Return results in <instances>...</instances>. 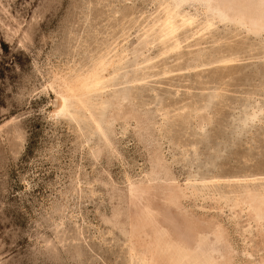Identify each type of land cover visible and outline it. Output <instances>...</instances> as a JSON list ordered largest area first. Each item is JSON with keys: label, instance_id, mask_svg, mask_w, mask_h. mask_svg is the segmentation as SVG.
<instances>
[{"label": "rangeland", "instance_id": "obj_1", "mask_svg": "<svg viewBox=\"0 0 264 264\" xmlns=\"http://www.w3.org/2000/svg\"><path fill=\"white\" fill-rule=\"evenodd\" d=\"M0 74V264H264V0H0Z\"/></svg>", "mask_w": 264, "mask_h": 264}, {"label": "bare ground", "instance_id": "obj_2", "mask_svg": "<svg viewBox=\"0 0 264 264\" xmlns=\"http://www.w3.org/2000/svg\"><path fill=\"white\" fill-rule=\"evenodd\" d=\"M161 34L166 37L173 33L174 27L171 22L166 19L162 28L160 29ZM100 63V62H99ZM100 79L97 76L96 71L86 73L78 77L72 84H69L61 91H55V99L53 101L52 110L56 114L69 112L67 100L71 94H82L84 90L99 89Z\"/></svg>", "mask_w": 264, "mask_h": 264}, {"label": "snow or ice", "instance_id": "obj_3", "mask_svg": "<svg viewBox=\"0 0 264 264\" xmlns=\"http://www.w3.org/2000/svg\"><path fill=\"white\" fill-rule=\"evenodd\" d=\"M0 75H2V74H0Z\"/></svg>", "mask_w": 264, "mask_h": 264}]
</instances>
